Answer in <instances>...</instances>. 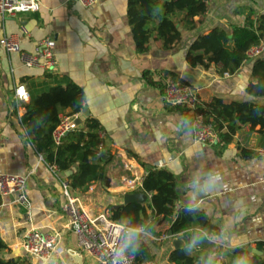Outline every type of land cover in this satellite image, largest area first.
Here are the masks:
<instances>
[{
  "label": "crops",
  "instance_id": "obj_1",
  "mask_svg": "<svg viewBox=\"0 0 264 264\" xmlns=\"http://www.w3.org/2000/svg\"><path fill=\"white\" fill-rule=\"evenodd\" d=\"M39 1L36 12L0 15V39L16 35L23 51L34 52L39 41L53 37L58 60L54 72L27 67L19 52H8L0 44V172L27 175L31 202L29 218L14 196L0 195V236L6 245L0 256L28 259L31 264H96L79 248L62 211L66 202L62 179L69 175L53 170L27 137L22 118L31 97L22 101L14 94L19 85L30 94L40 85L67 81L83 89L84 106L106 133L100 153L105 159L111 157L109 186L93 182L84 191L72 187L86 210L107 214L108 205L122 204L125 193L140 191L149 168H167L178 180L176 209L204 210L220 232L205 231L198 224L178 235L155 237L144 231L154 253L149 262L173 264L169 253L175 248L174 238L184 240L180 248L196 256V264H234L235 249L258 248L264 242V154L260 152L264 131L239 124L231 138L218 135L211 145L199 143L188 118L193 113L194 119L196 108L171 106L163 94L167 80L176 76L194 89L201 107L215 96L227 101L254 99L246 92L247 84L257 81L250 60L226 76L227 71L216 64L191 66L186 54L195 38L214 26L244 24L250 9L255 21L264 13V0H211L209 10L195 18V29L182 28L179 43L165 48L152 39L145 52L137 49L133 38L128 0H97L91 7L77 0ZM197 187L204 198L198 196ZM32 228L56 235L65 251L47 262L28 254L23 240ZM69 249L83 255L82 263Z\"/></svg>",
  "mask_w": 264,
  "mask_h": 264
},
{
  "label": "trees",
  "instance_id": "obj_2",
  "mask_svg": "<svg viewBox=\"0 0 264 264\" xmlns=\"http://www.w3.org/2000/svg\"><path fill=\"white\" fill-rule=\"evenodd\" d=\"M211 0H128L127 16L137 49L145 52L152 39L161 41L165 48H171L183 38L182 28L193 30L197 27L196 17L209 10ZM250 9L244 24L232 22L229 28L214 26L199 34L191 43L186 59L191 66L216 64L222 72L235 73L247 61H251L252 74L256 82H249L246 92L253 96L249 100H230L215 96L204 107H197L194 113H203L210 120L218 135L231 138L239 124H249L252 129L264 131V57L250 59L248 49L264 40V13ZM176 80L178 77L174 76ZM30 102L22 121L27 137L38 152L45 155L49 164H55L60 171H72L68 176L71 186L86 190L93 182L109 186L108 159L100 154L99 121L86 117L76 129L71 130L61 145H56L53 132L60 122V114L82 112L85 94L72 81L66 84L40 85L30 90ZM193 114V113H192ZM188 115L191 123L193 115ZM140 191L152 193L148 204L129 203L116 207L110 204L107 215L110 219L143 229L126 250L134 254L135 264L154 259L150 242L144 238L145 232L155 237L165 234L185 233L194 224L208 232L219 233L204 210L182 206L176 209L180 199L177 177L167 168L148 169ZM2 202L0 196V204ZM169 223V227H165ZM127 238V236H126ZM125 238V240H126ZM6 248L0 236V251ZM263 255L254 254L246 248L234 250L235 260L240 256L251 259V264H264V242L258 245ZM173 264H196L198 258L187 253L184 248H173L169 253ZM0 264H31L28 259H7L0 256Z\"/></svg>",
  "mask_w": 264,
  "mask_h": 264
},
{
  "label": "built area",
  "instance_id": "obj_3",
  "mask_svg": "<svg viewBox=\"0 0 264 264\" xmlns=\"http://www.w3.org/2000/svg\"><path fill=\"white\" fill-rule=\"evenodd\" d=\"M86 7L93 6L97 0H77ZM40 9L39 0H0V15L15 16L20 13L36 12ZM0 44L8 52H19L23 65L27 67H40L46 71L54 72L57 68L58 60L55 53L56 42L53 37H46L39 41L34 52H26L21 49L20 40L16 35L4 36L0 39ZM264 54V40L252 45L247 56L250 59L260 57ZM229 76V72L224 73ZM15 97L18 100L29 99V91L25 85L15 88ZM164 100L171 106H188L197 108L199 99L194 89L173 78L167 80L164 88ZM81 111L74 114H61L60 122L53 132V139L56 145H61L64 137L79 125L76 119L81 115ZM194 138L197 142L211 145L218 140V132L213 123L207 120L203 113H196L192 122ZM102 139L99 147H103L106 133L100 130ZM264 154V149L260 151ZM101 154V153H100ZM51 168L60 171L53 164ZM27 175L0 172V195L14 196L15 202L26 210L28 217L31 214V202L26 192ZM134 185L135 181L130 180ZM63 193L66 202L62 206L63 213L68 218V227L77 235L79 248L82 252L92 256L96 264H135L134 254L123 248L128 231L133 229L125 223L114 221L105 213L94 215L86 210L79 198L72 192V186L68 178L62 179ZM152 197V193H150ZM24 250L42 261H49L55 254L65 251L59 244L56 235L42 233L32 228L29 229L23 240ZM123 248V251L121 249ZM142 264H152L146 261Z\"/></svg>",
  "mask_w": 264,
  "mask_h": 264
},
{
  "label": "water",
  "instance_id": "obj_4",
  "mask_svg": "<svg viewBox=\"0 0 264 264\" xmlns=\"http://www.w3.org/2000/svg\"><path fill=\"white\" fill-rule=\"evenodd\" d=\"M89 116H90L89 108L87 106H84L81 115L76 119V124L81 125L82 122L85 120V118ZM103 158L105 159V155H103ZM71 172L72 171H67L66 174L70 175ZM196 190L200 198H204L206 196L201 187H197ZM149 201H150V198L147 192L137 191V192L125 193L124 201L122 204H129V203L146 204ZM122 204H116L115 206L119 207ZM172 242L175 248H180L184 244V240L182 238H174ZM247 250L254 254L263 255V251H261L260 249L256 247L249 246ZM68 252L74 257L76 262L82 263L83 255L80 254L77 250L69 249Z\"/></svg>",
  "mask_w": 264,
  "mask_h": 264
},
{
  "label": "clouds",
  "instance_id": "obj_5",
  "mask_svg": "<svg viewBox=\"0 0 264 264\" xmlns=\"http://www.w3.org/2000/svg\"><path fill=\"white\" fill-rule=\"evenodd\" d=\"M141 231H143V229L140 228L130 229L128 231V235L124 242L123 248L129 247L132 244L133 240L136 238L137 233ZM123 248L121 249V251H123ZM234 264H251V259L246 256H240L235 260Z\"/></svg>",
  "mask_w": 264,
  "mask_h": 264
},
{
  "label": "rangeland",
  "instance_id": "obj_6",
  "mask_svg": "<svg viewBox=\"0 0 264 264\" xmlns=\"http://www.w3.org/2000/svg\"><path fill=\"white\" fill-rule=\"evenodd\" d=\"M134 189H137V187H134ZM122 200V199H121ZM105 212V211H104ZM153 245H155V244H153Z\"/></svg>",
  "mask_w": 264,
  "mask_h": 264
}]
</instances>
